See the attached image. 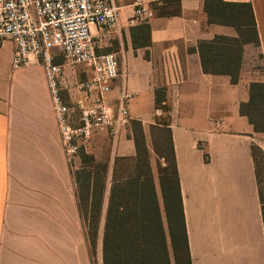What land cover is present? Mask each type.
<instances>
[{
	"label": "crops",
	"instance_id": "obj_1",
	"mask_svg": "<svg viewBox=\"0 0 264 264\" xmlns=\"http://www.w3.org/2000/svg\"><path fill=\"white\" fill-rule=\"evenodd\" d=\"M115 1L121 35L91 29L102 38L99 53L118 55L122 76L105 99L115 111L121 91H128L130 125L115 142L105 130L93 133L72 159L63 151L42 65L31 56L26 66L13 69L15 46L0 42V264H93L75 173L84 166L82 154L106 162L105 216L116 158L136 157L134 123L141 125L163 208L152 134L164 116L192 264H264L262 204L251 150L256 144L264 152V133L240 113L256 81L244 73V64L235 84L228 75L204 73L198 50L200 42L215 37L239 38L238 31L210 23L204 0L174 6L170 0ZM223 1L251 5L264 66V0ZM138 3L152 7L155 17L147 23L148 43L135 46L132 32L140 25L129 21ZM173 8L179 14H171ZM249 45L254 43L243 44V58ZM65 77L62 96L72 103L79 95L77 82L89 80L91 69L66 65ZM156 90L164 92L167 114L156 106ZM98 97L93 91L89 101ZM77 119L78 114L74 124Z\"/></svg>",
	"mask_w": 264,
	"mask_h": 264
},
{
	"label": "trees",
	"instance_id": "obj_2",
	"mask_svg": "<svg viewBox=\"0 0 264 264\" xmlns=\"http://www.w3.org/2000/svg\"><path fill=\"white\" fill-rule=\"evenodd\" d=\"M180 1L170 0L168 5H179ZM204 1L209 22L235 27L239 38L215 37L212 41L200 42L198 50L202 69L206 74L228 75L235 84L239 80L242 66L243 44H255L258 41L254 19L251 22L252 7L250 4L226 3L223 0ZM174 9L171 14H179L180 11ZM149 32L147 23L140 24L132 32L134 45L148 43ZM156 106L168 113L163 90H156ZM240 113L248 118L256 132L264 133V83L255 82L250 85V100L240 105ZM157 123L152 137L154 152L158 156L163 208L141 125L134 123L136 157L116 158L114 162L102 237L103 264H192L168 116L166 121ZM251 150L264 224L261 170L264 167V152L256 144L252 145ZM120 161L126 162L127 166L119 165ZM82 162L83 168L75 173L80 210L84 217L82 205L86 202L91 220H99L104 204L108 166L95 165V171L92 165L96 160L86 154H82ZM88 166H91L89 170ZM89 229L97 230L94 227ZM87 236L92 250L94 233L90 234L87 229Z\"/></svg>",
	"mask_w": 264,
	"mask_h": 264
},
{
	"label": "built area",
	"instance_id": "obj_3",
	"mask_svg": "<svg viewBox=\"0 0 264 264\" xmlns=\"http://www.w3.org/2000/svg\"><path fill=\"white\" fill-rule=\"evenodd\" d=\"M119 7L115 0H0V42L10 40L15 46L13 69L37 58L44 69L47 87L64 154L72 159L81 146L89 143L93 133L105 130L115 142L130 125L131 95L123 89L115 111L105 95L112 83L122 76L117 53H99L102 38L92 27L121 35ZM155 17L152 7L138 3L129 24H146ZM62 57L63 63L56 58ZM85 65L91 78L77 82L78 98L72 103L63 99L66 86L65 66ZM99 97L90 102L91 93ZM78 114L77 124L74 115Z\"/></svg>",
	"mask_w": 264,
	"mask_h": 264
},
{
	"label": "rangeland",
	"instance_id": "obj_4",
	"mask_svg": "<svg viewBox=\"0 0 264 264\" xmlns=\"http://www.w3.org/2000/svg\"><path fill=\"white\" fill-rule=\"evenodd\" d=\"M234 44V43H233ZM249 50L247 51V53H245L243 61H242V65L244 66V73L251 79V80H255L256 83H264V66H263V59L260 56L259 52H258V48L256 46V44L250 46L249 45ZM244 46H243V54H244ZM56 62L57 63H63L64 59L62 57H58L56 58ZM166 121V117H162L160 122H164ZM99 164H104L101 161H96L95 164H93L92 166H94V170H97V167L95 165H99ZM106 164V162H105ZM119 165H123V167L127 166L126 162L120 161ZM88 166V170H89ZM262 171V180H263V191H264V167L261 168ZM122 172V171H121ZM120 174V171H119ZM113 177V175H112ZM107 178V176H106ZM112 180V179H111ZM106 185H107V180H106ZM83 207V213H84V218H85V226H86V230L88 229V232H90V234L94 233V237H93V243L94 245L92 246V259H93V264H103L102 263V237H103V228H104V222H105V216L103 213V208H102V214H101V218L99 220H91V217L89 214V209H88V204L86 202L83 203L82 205ZM165 223V220H164ZM97 228L96 231H92V229L89 228ZM92 238V236H90Z\"/></svg>",
	"mask_w": 264,
	"mask_h": 264
}]
</instances>
